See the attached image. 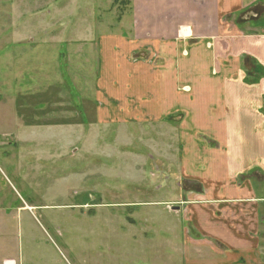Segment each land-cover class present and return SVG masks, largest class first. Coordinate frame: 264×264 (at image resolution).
<instances>
[{"label":"rangeland","instance_id":"374dc122","mask_svg":"<svg viewBox=\"0 0 264 264\" xmlns=\"http://www.w3.org/2000/svg\"><path fill=\"white\" fill-rule=\"evenodd\" d=\"M132 1L0 0L2 264H189L227 252L199 244L209 239L195 225L201 215L193 207L206 206L215 183L186 180L184 174L200 175L181 170L179 130H168L180 115L167 123L146 117L119 93V85L132 83L131 62L143 60L156 76L169 61L165 7ZM135 12L151 37H133ZM254 21L235 18L234 26L241 31ZM227 65L200 71L209 78L204 90L219 100H240L250 90L255 100L248 108L264 115L252 90L258 87L248 84L260 79L256 70L247 75L233 61ZM191 71L186 67L185 76L194 77Z\"/></svg>","mask_w":264,"mask_h":264},{"label":"crops","instance_id":"0c3cea01","mask_svg":"<svg viewBox=\"0 0 264 264\" xmlns=\"http://www.w3.org/2000/svg\"><path fill=\"white\" fill-rule=\"evenodd\" d=\"M158 1L165 7V56L169 61L165 62V69H158L156 76L141 63L143 60L131 62L132 69L126 72L131 75L132 83L119 85V93L124 92L130 102H138L136 111L142 110L146 117H165L167 123L168 118L180 115L168 130L176 131V127L179 130L175 149L183 151L179 156L181 170L192 168L200 175L188 173L189 177L184 171L186 180L200 181L203 187L215 183V188L208 185L206 196L210 198L206 206L193 207L194 213L201 215L194 220L207 236L203 239H209L200 245L213 246L216 251L218 245L224 246L228 253L220 257L213 253L206 261L194 259L190 263L188 260L189 264H264V115L248 108L255 100L250 90L242 93L240 100L232 94L231 99L219 100L214 93L204 90L210 85L209 78L200 76V71H216L224 68L223 64L228 66L230 60L235 63V71L247 69L249 75L256 70L260 79L248 84L258 87V91L252 90L257 99L259 96V102L264 103V0ZM132 4L148 7L152 0L140 3L133 0ZM247 13L250 18L243 20L241 16ZM252 17L256 21L244 24L241 31L235 28V18L245 23ZM138 21L136 13L132 21L135 23L133 37H151L152 32L147 27L140 29ZM154 37L160 38L161 34L158 32ZM157 46L163 48L160 42ZM221 53L226 56L219 58ZM234 53L241 54L240 59ZM123 58L119 54L120 62ZM140 63L144 66L136 65ZM175 64L178 75L174 74ZM186 67L194 69L191 71L194 77L185 76ZM179 86L187 91L179 92ZM134 88L137 91L132 94ZM206 94L214 99L197 100ZM237 100L243 101L238 106L240 109L232 103ZM199 136L205 139L206 148L198 142ZM186 150L193 153L185 155ZM187 194L192 197L193 192ZM196 194L204 197L201 191ZM208 213L213 222L207 219Z\"/></svg>","mask_w":264,"mask_h":264},{"label":"water","instance_id":"95a60500","mask_svg":"<svg viewBox=\"0 0 264 264\" xmlns=\"http://www.w3.org/2000/svg\"><path fill=\"white\" fill-rule=\"evenodd\" d=\"M248 16H249V15H248ZM177 210H178V208H177V207L172 209V211H177Z\"/></svg>","mask_w":264,"mask_h":264},{"label":"trees","instance_id":"16d2710c","mask_svg":"<svg viewBox=\"0 0 264 264\" xmlns=\"http://www.w3.org/2000/svg\"><path fill=\"white\" fill-rule=\"evenodd\" d=\"M121 2V1H120ZM120 4V3H119ZM247 14H249V13H247Z\"/></svg>","mask_w":264,"mask_h":264}]
</instances>
